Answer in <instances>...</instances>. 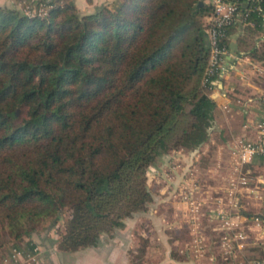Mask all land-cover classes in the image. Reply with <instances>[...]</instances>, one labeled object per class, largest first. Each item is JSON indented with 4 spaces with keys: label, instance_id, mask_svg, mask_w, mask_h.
I'll use <instances>...</instances> for the list:
<instances>
[{
    "label": "trees",
    "instance_id": "trees-1",
    "mask_svg": "<svg viewBox=\"0 0 264 264\" xmlns=\"http://www.w3.org/2000/svg\"><path fill=\"white\" fill-rule=\"evenodd\" d=\"M247 10L223 43L236 33L238 51L264 59V0ZM212 12L205 0L0 5V252L34 251L24 239L62 218L61 250L96 245L157 200L149 169L208 141L219 112L205 81ZM248 250L260 255L239 252L245 264L264 262L263 244Z\"/></svg>",
    "mask_w": 264,
    "mask_h": 264
},
{
    "label": "crops",
    "instance_id": "crops-1",
    "mask_svg": "<svg viewBox=\"0 0 264 264\" xmlns=\"http://www.w3.org/2000/svg\"><path fill=\"white\" fill-rule=\"evenodd\" d=\"M105 1L76 0L78 7L84 10L99 6ZM12 2L13 0H0V5H10ZM258 43L261 44L263 49L264 33L260 36ZM228 48L229 54L226 56L224 68L220 72L212 92L218 93L223 101H217L219 112L210 128L209 140L196 150L176 149L187 154L188 158L185 161L188 164L194 163L197 166L200 163L199 166L202 172L206 167L210 170L213 168L212 176H215L219 171V151H223L224 156L228 157L231 150V163L233 164L232 147L237 138L244 136L250 140H256L259 136L264 137V132L261 133L257 128V122L261 119L263 111L261 99L264 93V59L238 51L236 33L230 35ZM173 151L160 156L152 167L162 163L166 156H170ZM208 159L210 161L209 165L202 167V161ZM245 168L252 180V185L257 187L258 181L264 176V160L257 155L252 161L245 164ZM259 192H262V190H259ZM246 196H242L244 226L259 237V232L262 231L258 230L254 215L262 213L261 206H257L255 210L256 206L246 203ZM155 211L156 204H152L149 207L152 217L150 221L154 225H160L154 219L156 216ZM246 211L248 214L245 213ZM144 213L145 211H141L128 217L123 227L117 229L112 235H105L96 245L72 251H64L59 248L58 230L55 231V225H50L44 231L35 232L30 238L24 239V241L30 240L31 244H34V248L37 247L36 260L29 264H133V255L138 251L135 248V227ZM256 239L258 238L256 237ZM258 240L250 241L249 245H264V239L259 238ZM248 251L251 252L249 254L259 253L258 250L253 251L248 250V248L244 250V253ZM178 254L181 256L183 252ZM163 257V263L160 261L155 264H192L191 257H177L171 251H167ZM260 264H264V262Z\"/></svg>",
    "mask_w": 264,
    "mask_h": 264
},
{
    "label": "rangeland",
    "instance_id": "rangeland-1",
    "mask_svg": "<svg viewBox=\"0 0 264 264\" xmlns=\"http://www.w3.org/2000/svg\"><path fill=\"white\" fill-rule=\"evenodd\" d=\"M112 1L106 0L101 4ZM205 1L208 2V0ZM13 4L14 0L10 5ZM94 8L91 7L85 10L79 8V10L85 13L93 11ZM218 155L219 171L215 176H212L213 168L210 170L206 167L209 165V159L203 160L201 163L202 167H206L203 172L199 166L200 163L197 165V169H189L192 163L188 164L185 161L188 158L187 154L176 149L170 156L167 155L158 166L149 169V187L158 196L157 200L152 203L156 204L154 219L160 225H154L150 221L152 217L149 209L144 210V215L135 227V248L138 251L133 255V264H155L160 261L163 263V256L167 251L173 252L177 257H191L192 264H223L225 259L231 258V256H235V258L227 260L228 262L226 261L224 264H244V259L238 256L240 253L237 245L231 253V242L230 244L224 242L223 236L231 233V231L218 229L220 219L209 214L210 210L215 208L212 200L216 196L224 200L231 199V195L227 191L229 176L233 171L231 153L230 156L226 157L223 151H219ZM191 170L193 171L189 172ZM262 180L261 177L257 187H254L250 179L249 188H254L255 191L245 188L241 190L240 188V196L238 195L242 203V196L248 194L245 197L246 203L256 206L255 210L260 205L261 212H263L262 197L264 196V183ZM259 190H262V192H259ZM186 194H188V198L193 197L195 200L202 202L198 212L192 211V204H189L188 201L185 202L188 199L185 197ZM240 219L243 220V216ZM63 224L64 218L55 224V231L59 230ZM255 224L258 230L262 231L259 232V237L244 227V230H247L249 234V241H259V238L264 239L263 226L257 222ZM46 228H42L40 231H44ZM141 246L144 247L142 250ZM247 247L249 248L250 245ZM176 250L178 253L183 252V254L180 256ZM9 252L10 247L5 246L2 249L0 264L5 262L3 257ZM247 253L251 252L248 251Z\"/></svg>",
    "mask_w": 264,
    "mask_h": 264
},
{
    "label": "built area",
    "instance_id": "built-area-1",
    "mask_svg": "<svg viewBox=\"0 0 264 264\" xmlns=\"http://www.w3.org/2000/svg\"><path fill=\"white\" fill-rule=\"evenodd\" d=\"M242 0H208L213 6V12L209 17L208 26V41H209V60L205 72V81H210L216 84L217 79H213V76L220 73L224 68L226 56L229 54V48L223 43V36L226 33L228 25L233 23L239 16L248 15V10L245 13L239 11V3ZM254 1V0H253ZM262 104V117L257 122V128L261 133L264 132V93L261 99ZM231 153V150H230ZM262 156L264 158V137L259 136L256 140H250L244 136L235 140L232 147L233 157V171L229 176V185L227 191L231 195V199L224 200L221 197H215L212 203L215 204V208L210 210V216L220 219V226L218 229H228L231 233L225 234L223 237L224 242L230 244L231 253L237 245L239 252H243L249 245V234L247 230H244V221L241 220L243 213V204L241 203L240 188L255 191L254 188H249L250 177L245 169V164L252 161L255 156ZM197 169L195 164H191L189 169ZM188 169V170H189ZM193 170L189 171L192 172ZM263 183H264V176ZM188 198V194L185 195ZM184 197V198H185ZM238 197V198H237ZM191 203L192 211L198 212L200 210L201 201L195 200L193 197L188 198L185 202ZM262 205L264 212V196L262 197ZM231 206V207H230ZM262 212V213H263ZM193 219V218H192ZM255 222L263 226L264 233V218L259 215L254 216ZM231 234V235H230ZM34 251L25 250L24 248L13 247V249L3 257L4 263L2 264H29L36 260ZM249 264H260L259 262H249Z\"/></svg>",
    "mask_w": 264,
    "mask_h": 264
},
{
    "label": "water",
    "instance_id": "water-1",
    "mask_svg": "<svg viewBox=\"0 0 264 264\" xmlns=\"http://www.w3.org/2000/svg\"><path fill=\"white\" fill-rule=\"evenodd\" d=\"M211 96H212L215 100H217V101H219V102H222V101H223V99L219 96L218 93H212Z\"/></svg>",
    "mask_w": 264,
    "mask_h": 264
}]
</instances>
